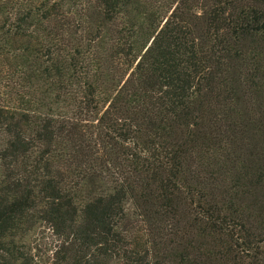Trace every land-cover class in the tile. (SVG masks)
<instances>
[{
	"label": "trees",
	"instance_id": "trees-1",
	"mask_svg": "<svg viewBox=\"0 0 264 264\" xmlns=\"http://www.w3.org/2000/svg\"><path fill=\"white\" fill-rule=\"evenodd\" d=\"M0 264H264V0H0Z\"/></svg>",
	"mask_w": 264,
	"mask_h": 264
}]
</instances>
